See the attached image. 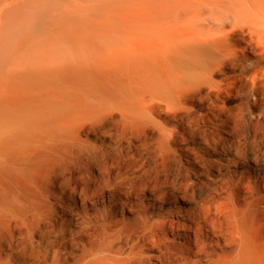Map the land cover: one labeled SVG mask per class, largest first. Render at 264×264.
<instances>
[{
	"label": "bare ground",
	"instance_id": "obj_1",
	"mask_svg": "<svg viewBox=\"0 0 264 264\" xmlns=\"http://www.w3.org/2000/svg\"><path fill=\"white\" fill-rule=\"evenodd\" d=\"M0 264H264V0H0Z\"/></svg>",
	"mask_w": 264,
	"mask_h": 264
}]
</instances>
